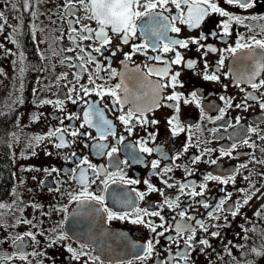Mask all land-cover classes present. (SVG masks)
Returning a JSON list of instances; mask_svg holds the SVG:
<instances>
[{"label": "flooded vegetation", "instance_id": "af4514ba", "mask_svg": "<svg viewBox=\"0 0 264 264\" xmlns=\"http://www.w3.org/2000/svg\"><path fill=\"white\" fill-rule=\"evenodd\" d=\"M215 2L243 20L242 23L232 21L228 35H224L222 27V21L228 18L218 13H210L199 27L192 28L179 20L171 21L180 12L171 2L155 10L181 28L180 33L167 31L168 38H199L204 34L207 39L200 43L217 49L211 52L192 43L186 49L177 47L185 62L194 60L196 64L191 69L186 63L169 65L170 74L180 72V85L160 89L157 101L160 106L155 107L156 84H166L168 79L148 73L149 67L165 66L162 61L149 57L162 55L164 60L171 61L174 52L162 51L163 45L169 42L162 36L142 34V21L148 18H137L136 36L128 44L122 43L121 34L112 32L110 26L106 28L112 42L100 55L93 51L99 46L98 41L74 39L84 25L99 28L89 18L91 13L78 3L69 10L67 0H0V12L4 14L0 18L3 24L0 28V115L13 112L17 121L10 161L13 191L0 201V264H264V163H260L264 161V140L259 138L264 135V109L260 107L264 103V86L253 89L248 79L251 77V82L258 85L264 80V70L258 69V62H264V50L257 48L252 39L264 40V0L249 9L229 5L226 0ZM187 8L182 5L185 17ZM72 28L78 32L73 33ZM238 42L252 47L235 53L226 51ZM154 43L160 45L157 50H153ZM134 44L148 47L126 60L124 53L131 52ZM112 52L116 54L113 56ZM87 53L96 60L81 61V55L87 60ZM221 59L224 62L218 66ZM97 63L101 65L99 71ZM111 69L116 70V76H111ZM205 71L218 75L219 80H205ZM90 76L95 80L94 85L89 84ZM117 84L121 85L120 102H115L110 94L97 95L100 87L107 92ZM81 85L97 91L86 95L80 90ZM73 86L74 92L70 91ZM14 91H18L19 97L12 104ZM194 91L198 103L185 104L184 99L191 100ZM174 92L181 95L179 111L169 106L176 102L167 100ZM69 95L75 103L67 98ZM222 96L231 98L233 106L226 107ZM245 97L256 98L247 99L246 107H236L245 103ZM149 106L152 110L144 112L146 124L137 121L139 113H135L129 125L119 119L136 107L147 109ZM90 107L111 122V130L105 133L104 139L96 127L85 123L84 114ZM70 115L74 118L68 119ZM173 116L183 128L175 135L173 125L169 124ZM90 118L95 124L97 117ZM153 120L158 123H151ZM128 127L132 128L131 133L126 130ZM58 128L67 129L65 147L55 146L59 143V134L48 136ZM251 128H257L258 132H251ZM72 131L88 135L72 136ZM245 139L249 144L243 143ZM143 147L152 151L144 152ZM112 148L117 151L107 155ZM222 151H230L231 156L222 155ZM84 160L87 163H82ZM154 161H159L155 169ZM242 164L247 167L241 168ZM89 165L95 166V172ZM165 168L171 171L164 174ZM81 169L87 170V191L102 196L103 203L92 199L83 201V197L80 201L73 199L85 187L79 181ZM209 174L235 179L222 184L205 180ZM165 180L173 187H168ZM145 181L162 190L163 195L160 191H149ZM181 184L189 185L183 194ZM203 184L207 187L201 188ZM193 190L203 195L191 196ZM140 193L145 194L143 199L139 198ZM249 193L251 198L244 204ZM166 199L173 202L172 207L165 204ZM222 199L225 210L216 212ZM204 203L209 207L205 208ZM237 203L241 205L240 212L233 216L231 210ZM136 208L147 209L149 213L159 211L163 221L159 216L139 215L146 222L164 227L151 232L146 224L132 223L137 216ZM109 211L117 215L128 213V216L109 219ZM181 211L194 219L182 221ZM209 212L220 219L210 217ZM257 212L261 214L255 215ZM196 220H202L208 232L200 229ZM182 222L197 229V241L207 238L211 244L207 247L194 242L187 260L182 256L190 233L184 232L182 238L175 227ZM164 228L168 231L159 236ZM212 231L220 235L212 237L209 235ZM149 240L153 241V253L137 259L144 256L143 249ZM21 254L27 259L21 260Z\"/></svg>", "mask_w": 264, "mask_h": 264}, {"label": "snow or ice", "instance_id": "6c2138e0", "mask_svg": "<svg viewBox=\"0 0 264 264\" xmlns=\"http://www.w3.org/2000/svg\"><path fill=\"white\" fill-rule=\"evenodd\" d=\"M169 2H171L172 4L175 5L176 9L180 10L179 15L177 16H172L171 17V21H177L179 20L181 23H186L188 24L190 27L192 28H197L200 26V24L205 20V18L210 14V13H218L219 15L223 16V17H227L228 19L225 21H222V27H223V33L224 35H228L229 34V26L231 24L232 21H236L237 23H242L243 20L240 16H235L230 14L228 11H226L225 9L221 8L218 6V4L215 2V0H144L143 3H141V0H67V4L69 7V10H71L73 7H75V5L78 3L79 5L83 6L86 11L91 13V16L89 17L90 19H94L97 24L99 25L98 30L96 29H92L89 28L87 25H84L83 28L80 30V35L78 37H74V39L78 38L79 40H95L99 42V46L95 47L93 49L94 52L99 53L100 55H103V51L102 49L106 50L107 46L111 44V37L108 35V32L105 30L106 28H108L110 26L111 31L117 34H121V40L122 43L124 44H128L129 40L133 37L136 36V31H137V18H148L145 21H142V34L148 35V36H156V37H163L164 39L168 40V43H165L162 47V51L164 53H168V52H174V58L171 59V61L168 60H164L162 55H157L154 57H149V59L151 60H156V61H162L165 66L162 68H157L155 66L153 67H149L148 69V73L149 74H155L157 76H160L162 79L163 78H167L168 79V83L166 84H160L157 83L156 84V93H155V98L153 100V105L155 107H159V103H157V101L160 99L159 96V92L160 89L162 88H166V87H171V88H175L177 85H180V81H179V77H180V72H174L170 74V66L171 64L174 65H181V64H185L186 63V67L191 69L195 66L196 61L194 60H188L187 62L184 61V57L182 55V53L177 49L181 48V49H186L189 46V43L192 44H198L200 48H205L207 47L208 51L211 52H216L217 49L212 47L211 45H204L201 44L200 41L201 40H206L207 36H205L204 34H201V36L199 38H189V39H170L166 36V32L167 31H172L175 33H180L181 28L174 26V24L172 22L169 21L168 17H164L161 15V13L156 12L155 10L160 7V8H164L166 7ZM226 3L229 5H236L239 8L242 9H249L252 8L254 6H256L259 3V0H226ZM182 5H187V16L185 17L184 11L182 9ZM25 7H28L27 2L25 3ZM143 8V11L139 10ZM3 12H0V18L3 17ZM253 19H255V17H253ZM77 23H79V19H77L76 21ZM3 27V24H0V28ZM71 31L73 33H77L78 30L76 28H72ZM87 32V35H84L83 33ZM208 35H215V33H209ZM254 41V44L257 48L264 50V40H256L255 37L252 38ZM148 45L147 44H143V45H132V51L128 52V53H124V57L126 60H131L132 56L136 53V52H141L143 51L145 48H147ZM153 50H157L160 45L154 43L152 45ZM252 45L248 44V43H237L235 47H230L229 49H227L226 51H230L232 53H235L238 49H242V48H251ZM72 50V49H69ZM119 49H117L118 51ZM84 52V49L81 48V53ZM116 54V52H112V55L114 56ZM204 55H207V52L204 53ZM81 59V61L84 62H93L96 60V57L93 56L91 53H87V60L85 61V57L83 55H81L79 57ZM67 59H71V58H67ZM105 59H108L107 57ZM223 59H221L218 62V66L223 64ZM97 67V71H99L101 69V65L97 63L96 65ZM111 67L110 63H109V68ZM205 68H207V62L205 61ZM258 69L259 70H264V62H258ZM137 71H139V69H137ZM111 76H116L117 72L115 69H111ZM256 73H253V75H255ZM100 78V77H97ZM203 78L205 80H209V81H218L219 80V76L216 74H210L207 71L204 72ZM77 79H79V77H77ZM249 82L251 83V87L253 89H258L260 86H264V80H261L259 85L257 83H252L251 80L252 78L249 77ZM89 84H95V80H93L91 78V76L89 77ZM182 86V85H181ZM121 88L120 84L115 85V88H109L107 89V92H105V90L103 89V87H100L99 91H97L95 88L93 89H89L88 87L81 85L80 86V90L83 91L86 95L90 92V91H97V95H100L101 97L105 94H110L115 98V102H120L121 98L120 95L118 94V90ZM72 92L76 91L75 86L72 87V89L70 90ZM125 93H127V88H124ZM68 99H72L71 95H69L67 97ZM252 98L255 99L256 97H245V103L243 104H237L235 105L238 108L241 107H246V101L247 99ZM181 99V95L179 93H173L172 95L167 96V100L169 101H173L176 102L174 105H169V106H174L176 107L177 111H179V101ZM222 100H225L226 102V107H232V100L231 98H225V97H221ZM72 102L75 103L76 100L72 99ZM185 104L187 103H191V102H197L198 103V96L197 93L194 91L191 93V100L185 98L183 101ZM43 103H52L51 101H43ZM58 104L62 105L63 101H57ZM260 107L262 109H264V103L260 104ZM145 110L147 111H151L152 110V106H149L147 109H142L140 107H136L134 110H130L126 115H121L119 117L120 121L122 123H124L125 125H129L133 119V116L135 115V113H139V115L136 117L137 121L141 124H146L148 123L147 118L144 116V112ZM223 109H221V113L223 114ZM85 123L88 124L89 126L92 127H96L98 129V131L101 132V139L105 138V133L111 130V122L107 121L103 118V114L101 112H99V110H93V108H89L88 111L85 112ZM95 115L97 117L96 123L93 124L92 120H91V116ZM39 117H36V119H38ZM74 118V116L70 115L68 117V119H72ZM151 123L155 124L158 123V121H151ZM169 124L173 125L172 131L173 134H177L178 131H183V128L179 126V122H178V118L176 116H173L171 119H169ZM81 127H83V125H81ZM126 130L131 133L132 132V128L128 127L126 128ZM67 131V129H61L58 128L55 131L49 132L48 136L52 137V136H56L57 134H59V143H57L55 146L57 148L60 147H65V142H64V133ZM251 132L253 133H257L258 129L257 128H251L250 129ZM72 136H77V135H88L87 133H79L78 131H72L71 132ZM149 136H152L151 133H149ZM259 138L261 140H264V135L259 136ZM38 140L40 138H37ZM121 140H123L124 138L121 137ZM146 143V142H143ZM244 144H249V141L247 139L243 140ZM250 146H255L250 145ZM98 148H103L106 147L105 145H97ZM233 149L236 147L235 144H233L231 146ZM117 151L116 148H112L111 152L107 153V155L111 156L112 153H115ZM142 151L144 152H151L152 149L147 148V147H143ZM185 151H187V148H185ZM35 153H33L34 155ZM50 154V153H49ZM222 155H227V156H231V152L230 151H222ZM73 156H75V153H73ZM196 159H199V157H197ZM195 162V161H193ZM212 163H216L215 160L211 161ZM82 163H87V160L82 161ZM260 163H264V161H260ZM159 165V161H154L152 163V167L155 169L157 168ZM89 167H92L94 172H95V166L89 165ZM241 168H245L247 167V165L242 164L240 166ZM239 169H237L238 171ZM52 171H56L55 169H52ZM86 169H81L80 174H79V181L82 185H84L85 187L83 188V190L79 193V195H76L73 197V199L80 201L81 197H83V201H87L89 199L92 200H97L100 203H103V197L102 196H96L93 195L92 193H89L87 191V183H88V178L86 175ZM168 171H171L170 168H165L163 170V173L166 174ZM97 175H99V173H96ZM189 174H191L189 172ZM111 178V177H109ZM121 179H123V176H121ZM235 177L234 176H230L228 178L222 179L220 176H214L209 174L208 176L205 177V180H215V181H219L222 184H228L230 182H234ZM130 183H138V181H129ZM145 183L148 185V190L149 191H160L161 195H163L162 190L156 189L152 184H150L148 181H145ZM164 183L168 186V187H173V185L168 184V181L165 180ZM189 187V185H185V184H181L179 185L180 188V192L181 194H183L184 189ZM207 185L203 184L201 185V188H206ZM239 191L244 192V189H240ZM144 193H140L139 194V198L143 199L144 197ZM191 196H198V195H203V192H196L195 190H193L190 193ZM228 197H231V193L227 194ZM251 193L248 194V198L243 200L244 204L248 203V200L251 198ZM179 199V197H177V200ZM81 201V202H83ZM165 204H167L169 207H172L173 202L169 201V200H165ZM225 204V200H220L219 204L216 206L215 211L216 212H221L224 211L225 209H223V205ZM178 206V205H177ZM37 207H39L37 205ZM204 207L208 208L209 205L207 203H204ZM240 207L241 205L239 203L236 204L234 210L232 211V215L236 216L239 212H240ZM135 211L137 212V216L135 219L132 220V223L134 224H146L147 227L150 228L151 232H157V227H161L163 228V224L161 225H154L151 221H145L143 219V216L139 215V213H143L144 215H151V216H159L160 219L163 221V217L160 216V212L159 211H153L151 213L148 212L147 209H139L136 208ZM261 213L257 212L255 213V215L259 216ZM210 217H213L214 219H220V216H214L213 212H209L208 214ZM128 216V213H124L122 215H117L116 213L110 212L108 214V218L112 219V218H118V219H125ZM179 216L182 218V221L187 219V220H193L194 217L188 216L186 211H181L179 213ZM196 225H198V227L200 229H202L204 232H208V226L202 221V220H196L195 221ZM176 232L178 236H181L183 238V233L184 232H188L190 233L189 235H187V238L185 240V247H186V251L183 253L182 258L187 260L188 259V251H190L193 247H194V242L196 244L202 245V246H207V247H211V244L209 243V239L207 238H202L199 239L198 241L195 239L196 237V231L197 229L195 227H192L191 225L187 224V223H177L176 224ZM168 231L167 228H164V231L159 232L158 235L159 236H163L164 232ZM28 235L32 236V233H28ZM210 236L212 237H217L220 235L219 232L217 231H212L209 233ZM21 239V238H18ZM169 240H173V237L169 236L168 237ZM157 243L159 242L158 240L156 241ZM69 251H72V249H69ZM144 256H138L137 259H145L146 257L150 256L153 251H154V247H153V241L149 240L147 241L146 245L144 246ZM231 254V253H230ZM33 255H36V253H33ZM20 259L21 260H26L27 256H25L24 254L20 255ZM95 259H99L98 257ZM162 264H165V262H162Z\"/></svg>", "mask_w": 264, "mask_h": 264}, {"label": "trees", "instance_id": "16d2710c", "mask_svg": "<svg viewBox=\"0 0 264 264\" xmlns=\"http://www.w3.org/2000/svg\"><path fill=\"white\" fill-rule=\"evenodd\" d=\"M16 124L13 112L0 115V201L8 198L14 186L10 161L13 154L11 137Z\"/></svg>", "mask_w": 264, "mask_h": 264}, {"label": "rangeland", "instance_id": "374dc122", "mask_svg": "<svg viewBox=\"0 0 264 264\" xmlns=\"http://www.w3.org/2000/svg\"><path fill=\"white\" fill-rule=\"evenodd\" d=\"M16 64L19 65V62L16 61ZM19 97V94H18V91H14L12 94H11V103H15L17 101ZM3 110V109H2ZM16 154H18V150H16Z\"/></svg>", "mask_w": 264, "mask_h": 264}]
</instances>
